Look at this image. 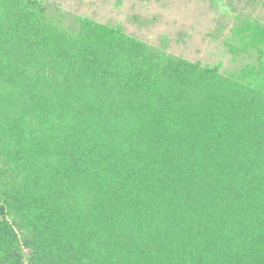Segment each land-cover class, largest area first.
<instances>
[{"label": "trees", "instance_id": "16d2710c", "mask_svg": "<svg viewBox=\"0 0 264 264\" xmlns=\"http://www.w3.org/2000/svg\"><path fill=\"white\" fill-rule=\"evenodd\" d=\"M227 42L257 62L0 0V264H264V22Z\"/></svg>", "mask_w": 264, "mask_h": 264}, {"label": "rangeland", "instance_id": "374dc122", "mask_svg": "<svg viewBox=\"0 0 264 264\" xmlns=\"http://www.w3.org/2000/svg\"><path fill=\"white\" fill-rule=\"evenodd\" d=\"M69 14L91 17L99 22L121 25L141 40L203 65L221 64L236 70L257 62V54L233 55L227 38L240 19L251 15L264 22L262 4L249 7L245 0H50ZM232 3L233 9L228 6ZM227 28L215 38L221 23Z\"/></svg>", "mask_w": 264, "mask_h": 264}]
</instances>
